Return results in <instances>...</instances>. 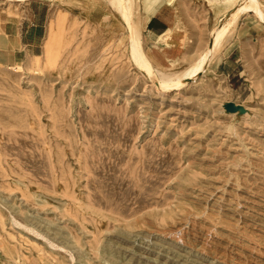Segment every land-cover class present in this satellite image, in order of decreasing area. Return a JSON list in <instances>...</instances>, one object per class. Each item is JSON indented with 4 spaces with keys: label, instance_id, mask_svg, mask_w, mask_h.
I'll return each instance as SVG.
<instances>
[{
    "label": "rangeland",
    "instance_id": "obj_1",
    "mask_svg": "<svg viewBox=\"0 0 264 264\" xmlns=\"http://www.w3.org/2000/svg\"><path fill=\"white\" fill-rule=\"evenodd\" d=\"M241 2L132 0L130 25L113 0H0V264H264V20ZM32 9L15 56L2 25Z\"/></svg>",
    "mask_w": 264,
    "mask_h": 264
},
{
    "label": "bare ground",
    "instance_id": "obj_2",
    "mask_svg": "<svg viewBox=\"0 0 264 264\" xmlns=\"http://www.w3.org/2000/svg\"><path fill=\"white\" fill-rule=\"evenodd\" d=\"M113 1L115 2L114 4L117 5L118 9L120 10V12H121L124 20H126L128 22L127 24H130L131 25L130 18H131L132 0H113ZM151 1L152 0H143V3L145 5V9L148 11V14H147V17L148 18H150L151 14H152L151 11H150V4H151L150 2ZM220 1H222L223 3H226V4L234 3L235 2V0H220ZM235 9L236 10L234 11V13L241 12V11L253 10V11H255L256 15L261 20H264V10L261 8L260 3H259V0H243V2L239 3L238 7H236ZM228 19H230V18H228ZM232 20H234V19H232ZM130 25H128V27ZM133 26H135V25H132V27ZM132 27H129V28L131 29ZM134 29L133 30L131 29L132 31H131V34H130V42H129L130 55H131L132 59L139 66H141V68L143 67V68L147 69L149 72H152L151 60H150L149 56L147 55V53L144 51V49L142 47V44H141V41H140V38L137 36V33H136V31ZM226 30H228V29L224 25L223 26L221 25V27L219 26V28L217 27V29H215V31L213 33L214 34L213 35V40L214 41H213L212 46L209 47V49L206 51V53L199 58V60L197 61V63H195L191 68H189L186 71L185 75L191 77L192 79H195L197 77V75L205 68V66L207 65V63L210 61V58H211V55H212V50L219 43V41L221 40V38L225 34ZM128 32H129V30H128ZM167 32H169V31H167ZM152 74H153V72H152ZM155 78H156V76H155ZM177 79L178 80H175V78L163 77L161 79V86L163 88H166L167 89V88H171V87L180 86L184 82L183 80H181V77H178ZM1 217L2 216L0 214V221H2ZM3 224L4 223L2 222V225ZM30 231H32V230H30ZM1 242H3V241L1 240ZM5 244H6V242H5ZM23 254L24 255H27V256L29 255L27 253V251L24 252Z\"/></svg>",
    "mask_w": 264,
    "mask_h": 264
},
{
    "label": "crops",
    "instance_id": "obj_3",
    "mask_svg": "<svg viewBox=\"0 0 264 264\" xmlns=\"http://www.w3.org/2000/svg\"><path fill=\"white\" fill-rule=\"evenodd\" d=\"M28 21L24 20L21 23L19 21L6 20L2 25L5 33L2 36V40H4L5 45L16 46L14 49L15 56L21 53L24 56L34 53L35 48L38 47L42 38L41 32L43 24L41 23L40 13L32 9V20L30 22ZM167 27V22L158 17H152L147 24L148 31L153 35L162 34ZM19 44L22 45V48L19 47Z\"/></svg>",
    "mask_w": 264,
    "mask_h": 264
},
{
    "label": "water",
    "instance_id": "obj_4",
    "mask_svg": "<svg viewBox=\"0 0 264 264\" xmlns=\"http://www.w3.org/2000/svg\"><path fill=\"white\" fill-rule=\"evenodd\" d=\"M228 109L229 110H237V106L236 105H234L233 103H231L229 106H228Z\"/></svg>",
    "mask_w": 264,
    "mask_h": 264
}]
</instances>
